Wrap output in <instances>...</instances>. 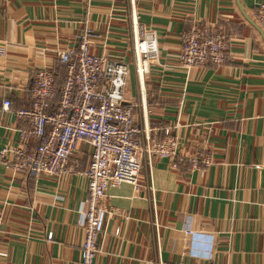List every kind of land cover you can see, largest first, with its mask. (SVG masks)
I'll use <instances>...</instances> for the list:
<instances>
[{
  "label": "crops",
  "instance_id": "obj_1",
  "mask_svg": "<svg viewBox=\"0 0 264 264\" xmlns=\"http://www.w3.org/2000/svg\"><path fill=\"white\" fill-rule=\"evenodd\" d=\"M261 1L0 0L1 147L17 145L18 127L27 125L4 100L31 107L33 76L43 66L60 70L61 82L58 51L78 44L87 26L93 53L129 63L126 98L137 124L170 127L182 153L212 151L213 164L202 170L173 169L169 158L154 156L140 170L139 189L127 181L111 186L95 264H264ZM136 20L155 30L160 47L145 76L146 111L134 64ZM195 24L224 36V63L177 65L182 35ZM90 153L81 144L62 177L0 163V264H81Z\"/></svg>",
  "mask_w": 264,
  "mask_h": 264
},
{
  "label": "built area",
  "instance_id": "obj_2",
  "mask_svg": "<svg viewBox=\"0 0 264 264\" xmlns=\"http://www.w3.org/2000/svg\"><path fill=\"white\" fill-rule=\"evenodd\" d=\"M256 17L264 30V1L257 5ZM93 34L85 26L76 34L78 44L59 49L58 58L65 67L60 85L53 67L43 66L35 72L31 107L15 109L11 99L4 100L3 108L13 109L27 125L18 127L17 145L0 146L1 164L32 176L55 177L66 172L72 154L81 144L91 146L89 165L84 171L88 191L81 209V264H95L99 235L109 211L107 191L111 186L127 181L139 189L140 170L144 164L151 168L154 156L169 158L173 169L186 164L190 169L202 170L214 162L207 146L182 153L180 138L170 127L137 124L134 104L126 98L130 65L122 58L93 53ZM227 49L228 43L221 33L208 25L195 24L182 35L177 65L189 70L222 64ZM133 53L146 111L145 76L151 63L158 60L160 47L155 30L137 20L133 24ZM144 121H148L147 117ZM2 223L0 213V230Z\"/></svg>",
  "mask_w": 264,
  "mask_h": 264
},
{
  "label": "trees",
  "instance_id": "obj_3",
  "mask_svg": "<svg viewBox=\"0 0 264 264\" xmlns=\"http://www.w3.org/2000/svg\"><path fill=\"white\" fill-rule=\"evenodd\" d=\"M60 63H61V62H60ZM60 65H61V67H62V71H61V72H62L63 75H64V73H65V67H64V65H63L62 63H61ZM59 72H60V70H59ZM59 72L56 73V80H57V84H58V85H60V83H61L60 80H58V78H60V77L57 76V75L60 74ZM62 73H61V74H62Z\"/></svg>",
  "mask_w": 264,
  "mask_h": 264
},
{
  "label": "water",
  "instance_id": "obj_4",
  "mask_svg": "<svg viewBox=\"0 0 264 264\" xmlns=\"http://www.w3.org/2000/svg\"><path fill=\"white\" fill-rule=\"evenodd\" d=\"M125 103H128V102H125Z\"/></svg>",
  "mask_w": 264,
  "mask_h": 264
}]
</instances>
